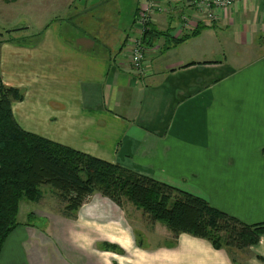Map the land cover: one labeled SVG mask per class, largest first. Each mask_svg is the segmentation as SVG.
<instances>
[{
	"label": "crops",
	"instance_id": "crops-1",
	"mask_svg": "<svg viewBox=\"0 0 264 264\" xmlns=\"http://www.w3.org/2000/svg\"><path fill=\"white\" fill-rule=\"evenodd\" d=\"M129 2L0 0V12L17 5L23 16L12 26L38 23L39 33L0 45V82L24 94L12 104L16 123L264 223V1L236 4L205 26L189 0H158L170 11L152 16L153 35L142 37L135 21L145 0ZM140 38L144 75L130 64ZM44 190L55 196L44 188L39 203H21L0 264H234L129 203L95 194L66 218L59 206L41 207ZM237 258L264 264V236Z\"/></svg>",
	"mask_w": 264,
	"mask_h": 264
},
{
	"label": "trees",
	"instance_id": "trees-1",
	"mask_svg": "<svg viewBox=\"0 0 264 264\" xmlns=\"http://www.w3.org/2000/svg\"><path fill=\"white\" fill-rule=\"evenodd\" d=\"M0 39H4L1 33ZM23 99L20 90L0 82V255L20 225L21 203H39L44 188L53 190L65 205L63 217L74 218L90 197L99 194L120 208L125 202L133 205L151 223L163 224L175 238L188 234L208 241L214 249L226 251L234 264H240L238 254L258 245L264 236V223L248 225L204 199L23 131L12 113V104ZM34 219L29 216L30 222Z\"/></svg>",
	"mask_w": 264,
	"mask_h": 264
},
{
	"label": "built area",
	"instance_id": "built-area-1",
	"mask_svg": "<svg viewBox=\"0 0 264 264\" xmlns=\"http://www.w3.org/2000/svg\"><path fill=\"white\" fill-rule=\"evenodd\" d=\"M246 0H189V5L195 13L198 22L205 26H212L219 20L221 12L227 11L236 4ZM264 1V0H263ZM170 10L163 7L158 0H145L138 17L135 21V29L140 36H144L151 24V18L157 13H168ZM146 58V48L142 38L135 41L131 47L130 64L133 71L139 75H144V62Z\"/></svg>",
	"mask_w": 264,
	"mask_h": 264
},
{
	"label": "rangeland",
	"instance_id": "rangeland-1",
	"mask_svg": "<svg viewBox=\"0 0 264 264\" xmlns=\"http://www.w3.org/2000/svg\"><path fill=\"white\" fill-rule=\"evenodd\" d=\"M96 1L97 0H89V2L91 4L96 3ZM123 2H125V4H127V2H129V0H123ZM3 9L4 10H1V12H0V33L4 35V39H0V41L11 39V37H13V36L22 38L24 36H27V34H31L30 32L36 33V34L39 33V32H36L38 29V23H35V22H30L31 26L28 24H24V23H22L21 25L19 24L17 26H12L13 24L18 23L19 20L23 18V16L21 15L20 10H19L17 5L16 6L14 5L13 7L7 6ZM94 14H99V9H97L94 12ZM27 28H30V29L27 30ZM23 29H26V30H23ZM9 31H17L18 33L13 32L11 34H7V32H9ZM44 193H46V195H47L45 197L46 202H43L41 207H44L47 209L52 208L53 210H57V206H59L58 209L63 210L65 205L64 204L61 205L58 198H56L55 196H52L48 190H46V191L44 190ZM28 204H29V202H28ZM138 223L140 225H142V222L140 219L138 220Z\"/></svg>",
	"mask_w": 264,
	"mask_h": 264
}]
</instances>
